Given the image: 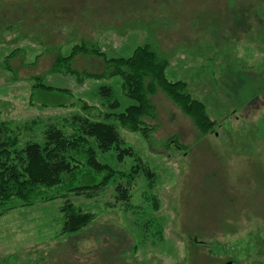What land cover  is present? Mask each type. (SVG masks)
Masks as SVG:
<instances>
[{
	"label": "rangeland",
	"instance_id": "rangeland-1",
	"mask_svg": "<svg viewBox=\"0 0 264 264\" xmlns=\"http://www.w3.org/2000/svg\"><path fill=\"white\" fill-rule=\"evenodd\" d=\"M81 42L108 57L148 44L167 61V79L183 81L214 124L200 134L156 90L149 142L113 122L133 154H97L118 171L148 168L129 183L127 201L115 200V182L126 183L119 179L91 198L69 193L96 217L61 234L64 198L31 206L13 199L0 216V264H264V0H0V61L20 49L13 72L0 69V138L41 142L48 126L69 130L75 115L132 103L118 77L48 73L57 54ZM72 67L105 70L81 54ZM36 75L70 94L33 89ZM101 86L112 87L118 108L104 105ZM78 100L96 110L83 112ZM60 102L67 106H53Z\"/></svg>",
	"mask_w": 264,
	"mask_h": 264
},
{
	"label": "trees",
	"instance_id": "trees-1",
	"mask_svg": "<svg viewBox=\"0 0 264 264\" xmlns=\"http://www.w3.org/2000/svg\"><path fill=\"white\" fill-rule=\"evenodd\" d=\"M19 52L20 49L11 50L0 61V69L13 72L9 60ZM80 54L101 59L105 70L95 74L74 69L72 61ZM166 67L167 61L160 60L148 44L137 46L128 56L108 57L98 44L88 45L85 42L72 45L67 55L57 54L48 73L71 75L78 82L105 75L118 77L123 94L132 103L119 112L101 113L97 109L98 113L91 117L87 114L83 117L75 115L72 123H68L69 130L48 126L41 142L30 141L20 145L17 133L0 138V216L12 208L9 204L13 199L19 200L21 206H31L64 198L59 209L62 214L61 234H70L86 227L96 215L70 202L67 198L69 193L91 198L110 181L119 179L126 183L122 185L115 182V200L127 201L129 183L139 170L147 172L148 168L138 163L136 167L141 166V169L134 166L128 172L118 171L98 160L97 154L113 149L117 160L133 154L131 147L119 136L113 122L128 131L139 132L149 142L156 128L154 123L147 122H153L156 118L150 97L158 89L192 120L200 134H206L214 121L207 115L205 104L185 90L186 84L183 81L168 80ZM42 78L43 75L31 78L34 81L33 89L70 94L66 88L44 84ZM98 93L104 97V105L110 109L118 108L112 87L101 86ZM78 104L83 112L96 110L82 100H78ZM53 106L66 107L67 104L60 102ZM169 143L178 145L174 140ZM82 179L87 183H82Z\"/></svg>",
	"mask_w": 264,
	"mask_h": 264
},
{
	"label": "water",
	"instance_id": "water-1",
	"mask_svg": "<svg viewBox=\"0 0 264 264\" xmlns=\"http://www.w3.org/2000/svg\"><path fill=\"white\" fill-rule=\"evenodd\" d=\"M225 264H233L231 261H227Z\"/></svg>",
	"mask_w": 264,
	"mask_h": 264
}]
</instances>
